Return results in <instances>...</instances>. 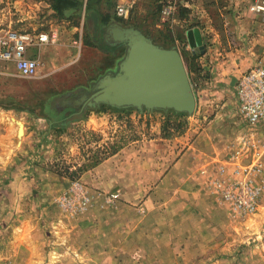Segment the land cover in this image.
Here are the masks:
<instances>
[{"label": "rangeland", "instance_id": "1", "mask_svg": "<svg viewBox=\"0 0 264 264\" xmlns=\"http://www.w3.org/2000/svg\"><path fill=\"white\" fill-rule=\"evenodd\" d=\"M118 1L100 0L101 13ZM133 1L126 26L156 44L168 40L182 59L190 53L183 62L196 106L186 130L161 136L167 110L80 108L73 87L107 63L94 49L47 77L0 73V264H264V154L254 214H236L220 193V183L239 176V143L264 140V123L247 125L232 88H209L207 102L201 94L203 65L240 75L264 63V17L250 11L253 0H176L167 20L157 0ZM84 7L59 16L49 0H0V30L55 26L59 43L90 41L93 13ZM195 28L201 46L182 45ZM60 47L48 60L56 67L79 46L70 55ZM29 50L42 59L46 52ZM109 143L117 152L107 156ZM79 165L69 178L65 168Z\"/></svg>", "mask_w": 264, "mask_h": 264}, {"label": "water", "instance_id": "2", "mask_svg": "<svg viewBox=\"0 0 264 264\" xmlns=\"http://www.w3.org/2000/svg\"><path fill=\"white\" fill-rule=\"evenodd\" d=\"M105 40L111 46H125L116 72L99 77L76 103L83 106L106 104L116 108L135 107L139 111L173 110L191 114L196 106L182 56L175 46L156 44L139 28L110 24ZM192 48L201 46L197 28L186 33Z\"/></svg>", "mask_w": 264, "mask_h": 264}, {"label": "built area", "instance_id": "3", "mask_svg": "<svg viewBox=\"0 0 264 264\" xmlns=\"http://www.w3.org/2000/svg\"><path fill=\"white\" fill-rule=\"evenodd\" d=\"M161 13L167 20L173 13L176 0H157ZM133 0H126L116 5L115 14L126 19L133 6ZM250 11L264 17V0H253ZM56 31L29 32L15 29L0 30V61L14 65L16 75L24 78L35 77L38 61L27 55L33 45L55 43ZM238 114L252 128L264 123V63H257L242 73L235 88ZM257 142L245 139L239 143L232 159L240 160L234 169L238 178L232 181L221 180L220 193L233 211L240 215L254 214L261 192L259 177L262 173L261 156L264 154V140L256 138ZM247 162H244V161ZM224 167L220 173L223 174ZM225 184V185H224Z\"/></svg>", "mask_w": 264, "mask_h": 264}, {"label": "crops", "instance_id": "4", "mask_svg": "<svg viewBox=\"0 0 264 264\" xmlns=\"http://www.w3.org/2000/svg\"><path fill=\"white\" fill-rule=\"evenodd\" d=\"M126 1V0H120L115 4V7L117 4ZM115 7H114V12L110 13V11H106L101 13L100 10H90L93 13V17L90 18V20L92 21V39L90 41H85V42H81L80 38L78 39L79 42H77V39H74L71 41H67V42H60L59 43V39L61 38V30L54 27H51L50 29H46V30H37L38 31H56L58 34V38L57 41L55 43H47V44H41V45H33L31 47L33 48H37L40 52L41 49L45 48L46 52L44 54V58L42 59L39 54L34 55L35 53L31 52L30 53V48L27 51V55L29 57L35 58L38 61V69H37V74L36 76H39L41 74V72L43 73V76L47 77L48 75H50L51 73L61 69V68H66L69 66H73L75 64V62H77L78 60V55H79V51L82 48H89V49H94L91 50L90 52H99L100 55H104V60L103 62H107L105 64H103L102 66L100 65V76L108 73V72H116L117 71V67H118V63L123 59L125 51L124 48L125 46L122 45H116V46H111L109 45V43L105 40V29L112 23H117L121 26H126L124 23L120 22V21H115L114 18L118 17L115 14ZM100 8V6H99ZM108 15L109 16V23L105 26L102 25L101 20L103 19L104 15ZM121 18V17H119ZM123 19V18H121ZM125 20V19H123ZM126 22V20H125ZM102 30V31H101ZM190 29H187L185 31V37L184 38H179L180 41H182V45L184 44V42H188L187 39V31ZM200 36L202 38L203 34L200 33ZM98 37V38H97ZM101 41H99V40ZM168 41V40H166ZM174 42H178V39L176 38L174 40ZM102 43L106 44L107 47H103ZM169 43V42H168ZM189 43V42H188ZM75 44H79V45H75ZM174 44V43H173ZM63 45L66 49H67V54H71L70 52L74 53V48H77V52L74 53V58L72 60H68L66 63L62 64L61 66H54V64L52 62H49L50 60L52 61L53 58V53H55V50L58 48H61L60 46ZM43 51V50H42ZM81 52V51H80ZM42 53V52H41ZM49 60V61H48ZM102 62V63H103ZM203 69L205 71L209 72V78H207L206 81H204V87L201 89V94L203 95L204 101L207 102L209 100L206 99V95L207 93L205 91H207L209 93V88H213L217 86V89L219 91H229V89L235 93L234 91V86L235 83L238 81L237 79L239 78V76L242 75V73H240V75H238V73H232L231 70H229L227 67H222L221 64L215 65L213 64L212 66L210 65H203ZM0 73H5V74H12V75H16V70L14 68V65L9 63V62H4V61H0ZM85 75V73H84ZM98 77V78H99ZM84 79L82 80V82H77V84L75 85V87H73L74 91H77L79 98L81 97V94L84 92H88L90 91L91 85L98 79L93 80V78H88L87 77H83ZM89 86V88H88ZM88 88V89H87ZM210 94H212L210 92ZM206 99V100H205ZM224 105V103L222 104ZM218 116L215 117V121L219 120L217 119ZM56 120H53L52 122H55ZM89 124V123H88Z\"/></svg>", "mask_w": 264, "mask_h": 264}, {"label": "trees", "instance_id": "5", "mask_svg": "<svg viewBox=\"0 0 264 264\" xmlns=\"http://www.w3.org/2000/svg\"><path fill=\"white\" fill-rule=\"evenodd\" d=\"M52 10L55 12V14L59 16H64L66 12L73 11L77 14V17L79 16V13L83 7V0H49ZM100 0H85V10H100ZM115 21H120L127 24L125 20L115 17ZM110 19L109 16L106 14L104 15L103 19L101 20L102 25L105 26L109 23ZM128 25V24H127ZM139 29L140 27L137 26ZM102 31V30H101ZM142 31V30H141ZM146 36L147 33L143 32ZM165 40V39H164ZM155 42V41H154ZM156 43V42H155ZM158 44V43H157ZM161 44L164 47H170L171 44L167 41H162ZM103 47H107L106 44L102 43ZM183 59L186 58L190 53L183 51L182 53ZM188 125V114L183 112H175L173 110H167L164 112V120L161 123L160 126V132L161 136L166 139H171L175 136H178L182 134ZM103 150L106 152L107 156L113 155L117 152V146L114 143H109L106 145ZM66 172H68V177L71 179H76L78 177V173L83 169L80 165L75 167L74 169H69V167H66ZM69 170V171H68Z\"/></svg>", "mask_w": 264, "mask_h": 264}, {"label": "flooded vegetation", "instance_id": "6", "mask_svg": "<svg viewBox=\"0 0 264 264\" xmlns=\"http://www.w3.org/2000/svg\"><path fill=\"white\" fill-rule=\"evenodd\" d=\"M89 92V91H88ZM80 108H82L83 107V105L82 104H80V106H79Z\"/></svg>", "mask_w": 264, "mask_h": 264}]
</instances>
